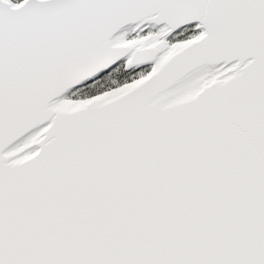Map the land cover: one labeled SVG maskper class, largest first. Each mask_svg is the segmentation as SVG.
<instances>
[{
    "label": "snow or ice",
    "instance_id": "obj_1",
    "mask_svg": "<svg viewBox=\"0 0 264 264\" xmlns=\"http://www.w3.org/2000/svg\"><path fill=\"white\" fill-rule=\"evenodd\" d=\"M0 264H264V0H0Z\"/></svg>",
    "mask_w": 264,
    "mask_h": 264
}]
</instances>
